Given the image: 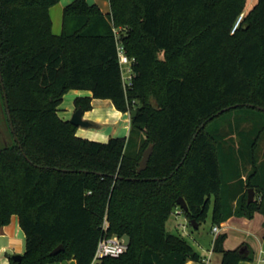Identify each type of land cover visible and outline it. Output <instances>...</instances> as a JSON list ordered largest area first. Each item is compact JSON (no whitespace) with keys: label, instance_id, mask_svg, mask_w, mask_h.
<instances>
[{"label":"trees","instance_id":"obj_1","mask_svg":"<svg viewBox=\"0 0 264 264\" xmlns=\"http://www.w3.org/2000/svg\"><path fill=\"white\" fill-rule=\"evenodd\" d=\"M59 2L0 0V78L15 129L7 115L14 143L0 149V228L18 215L27 250L11 264H92L105 220L128 250L98 264H186L202 256L167 229L180 197L199 227L210 213L213 228L264 214V0L249 11L247 0H109L110 14L74 0L57 35ZM118 44L134 60L127 87ZM71 89L92 93L75 100L84 112L93 99L137 109L129 136H78L59 115ZM226 239L214 241L220 264L254 259Z\"/></svg>","mask_w":264,"mask_h":264},{"label":"crops","instance_id":"obj_2","mask_svg":"<svg viewBox=\"0 0 264 264\" xmlns=\"http://www.w3.org/2000/svg\"><path fill=\"white\" fill-rule=\"evenodd\" d=\"M74 0H60L59 4L51 9V17L53 20V32L61 34L63 27V10L67 5ZM91 5H97L101 8L104 14L111 13V6L109 0H87ZM258 0H253L257 3ZM253 4V5H255ZM55 17V18H54ZM70 95L73 100V105L63 108L65 97ZM78 97H92L90 91L72 90L68 92L63 99L59 109V115L64 120H70L77 108L75 100ZM92 109L84 112L83 119L95 123L96 128H101L105 121L114 120L113 126L107 127V130H96L94 134L106 141L111 137L125 138L129 136L131 129V113L121 112L116 109L111 100L93 99ZM63 108V109H62ZM101 124V125H100ZM116 125V127L114 126ZM95 131V129H92ZM85 134L78 128L77 135ZM82 137V136H80ZM84 138V137H83ZM98 139V138H94ZM100 141V142H101ZM107 142V141H106ZM175 213L181 215L183 212ZM9 224L0 228V264H11V258L14 255H23L26 250V234L20 225V218L18 215H13ZM187 218V217H186ZM188 220V219H187ZM200 228V227H199ZM227 234V241H225V248L228 250L237 249L240 246L247 244L250 246L254 259L251 261H242L240 264H264V214L256 212L252 219L246 217L233 216L228 221L220 226V232L210 242V247L204 246L201 241H198V248L193 249L200 255L201 260H189L186 264H220L221 257L213 252L214 241L220 234ZM52 264H77L74 258L62 262Z\"/></svg>","mask_w":264,"mask_h":264},{"label":"rangeland","instance_id":"obj_3","mask_svg":"<svg viewBox=\"0 0 264 264\" xmlns=\"http://www.w3.org/2000/svg\"><path fill=\"white\" fill-rule=\"evenodd\" d=\"M257 2V1H256ZM253 0H247L246 3V11H249L254 5ZM55 18V17H54ZM125 82V80H124ZM63 108L72 106L73 105V100L70 95H67L65 97V100L63 102ZM4 98L1 95L0 92V149L10 146L14 143V137L13 134L10 131L9 128V121L7 119L8 111L6 109ZM62 108V109H63ZM84 120L87 121V118ZM111 121H105V123H102L101 128H96L94 125L95 123L92 121H87L91 122L90 127H83L80 126L78 127L80 130H82L85 134H82L80 136L90 139V140H95V141H101L102 138L95 136L94 134L96 130H107V127L113 126L114 120L110 119ZM70 121V120H69ZM94 124V125H93ZM101 125V124H100ZM116 127V125H114ZM92 129H95V131H92ZM98 138V139H94ZM109 138L106 140L108 141ZM103 141V140H102ZM101 141V142H102ZM103 141V142H106ZM259 159H264V139L260 143V149H259ZM257 197V194L255 198ZM186 216L184 214L181 215H176L175 213L171 216L170 220L167 223V229L170 233L175 234L180 236L183 239H186V241L192 245L195 249L198 248V241H201L204 246L210 247V242L212 239L217 235L213 231V224L212 219H211V213L210 216L208 217L207 221L202 223L199 229H194L193 226L191 225Z\"/></svg>","mask_w":264,"mask_h":264},{"label":"built area","instance_id":"obj_4","mask_svg":"<svg viewBox=\"0 0 264 264\" xmlns=\"http://www.w3.org/2000/svg\"><path fill=\"white\" fill-rule=\"evenodd\" d=\"M118 54H119V61L121 66V72L123 75V80H125L124 85L127 87L131 84L134 60L128 56L124 47L120 44H118ZM178 212H180L179 209L176 211V213ZM108 228H109L108 220H105L103 227L105 233L100 240L98 249L96 251L97 253L95 254L92 264H98L101 261V259L104 257H119L120 255L125 254V252L128 250L127 243L124 239H121L118 236H112V237L108 236ZM213 231L218 234L220 232V227L218 226L214 227Z\"/></svg>","mask_w":264,"mask_h":264},{"label":"water","instance_id":"obj_5","mask_svg":"<svg viewBox=\"0 0 264 264\" xmlns=\"http://www.w3.org/2000/svg\"><path fill=\"white\" fill-rule=\"evenodd\" d=\"M1 80V85L3 86V91H4V96H5V103H6V108L8 109V117L10 119V125H11V129H12V132H15V129H14V126H13V122L11 121V114H10V110H9V103H8V98L6 96V92H5V87L4 86V83H3V78L1 77L0 78ZM240 105H237V106H234V107H228V108H225L223 109L222 111H219L217 112L215 115H213L212 117H210L208 119V121L212 120L213 118L217 117V115H221L223 114L224 112H227V111H230L232 108L235 109V107H238ZM259 109H262L261 107H258ZM138 113V110L135 109L131 112V119L135 118L136 115ZM83 116H84V111L82 109H77L76 112L74 113L73 117L70 119L71 123L77 127H80V126H83V127H90L91 125V122H87L86 120L83 119ZM207 121V122H208ZM205 126V124L203 125V127ZM15 139L16 141H19L18 137L15 136ZM20 147L22 148V145H20ZM153 149H154V146L153 144H151L143 153V157L140 161V165H139V168H138V172L141 173L143 171H145L148 167V164H149V161H150V158L152 156V152H153ZM255 196H256V192L253 188H250L249 189V196H248V202L251 203L255 200ZM178 205L181 206L180 208L184 211H188V205H187V202L186 200L183 198V197H180L179 200H178ZM192 223V226L194 229H198L199 226H198V223L193 220L191 221ZM62 250H64V246L63 245H60L58 246L53 252L52 254L55 255L59 252H61ZM242 252H244V249H242ZM21 256L22 255H14L12 257L13 260L15 261H19L21 259Z\"/></svg>","mask_w":264,"mask_h":264}]
</instances>
